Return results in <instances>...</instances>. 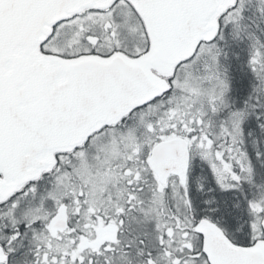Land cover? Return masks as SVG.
<instances>
[{"label":"snow or ice","instance_id":"6c2138e0","mask_svg":"<svg viewBox=\"0 0 264 264\" xmlns=\"http://www.w3.org/2000/svg\"><path fill=\"white\" fill-rule=\"evenodd\" d=\"M0 264H264V0H0Z\"/></svg>","mask_w":264,"mask_h":264}]
</instances>
